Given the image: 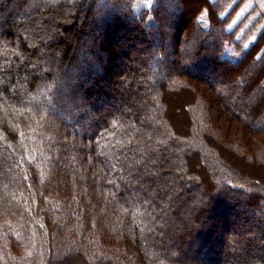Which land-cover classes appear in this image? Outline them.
<instances>
[{"label": "trees", "instance_id": "obj_1", "mask_svg": "<svg viewBox=\"0 0 264 264\" xmlns=\"http://www.w3.org/2000/svg\"><path fill=\"white\" fill-rule=\"evenodd\" d=\"M263 216L264 0H0V264H264Z\"/></svg>", "mask_w": 264, "mask_h": 264}, {"label": "rangeland", "instance_id": "obj_2", "mask_svg": "<svg viewBox=\"0 0 264 264\" xmlns=\"http://www.w3.org/2000/svg\"><path fill=\"white\" fill-rule=\"evenodd\" d=\"M169 3V2H168ZM168 8H171L170 7V5L168 4ZM17 16H18V14H17ZM135 60H136V58H134ZM160 76V75H159ZM58 85H59V83H58ZM59 108L58 107H55V110H58ZM71 114V109L70 108H68L67 107V110H65V112L63 111V112H61V115L62 116H64V117H67V115H70ZM189 119H190V122H191V118H190V116H189ZM263 208L261 207L258 211H261ZM258 213V212H257ZM134 219L136 220L138 217H139V213H135L134 215ZM264 217V216H263ZM264 219V218H263ZM40 221L42 222V225H43V227H47V224H46V220L44 219V218H40ZM109 221V220H108ZM105 223H107L106 224V226L108 225L109 227H112V224H109L108 222H105ZM45 224V225H44ZM104 225V224H103ZM48 229H49V226H48ZM45 233H48V230L47 231H45ZM44 236V235H43ZM231 241H233V239L231 240ZM234 242V241H233ZM123 243H124V241H123ZM118 244H120V242L118 243ZM261 247V246H260ZM262 251H264V248L263 247H261L260 248Z\"/></svg>", "mask_w": 264, "mask_h": 264}, {"label": "snow or ice", "instance_id": "obj_3", "mask_svg": "<svg viewBox=\"0 0 264 264\" xmlns=\"http://www.w3.org/2000/svg\"><path fill=\"white\" fill-rule=\"evenodd\" d=\"M247 47V45H245Z\"/></svg>", "mask_w": 264, "mask_h": 264}]
</instances>
